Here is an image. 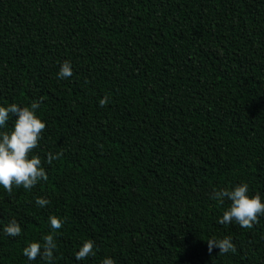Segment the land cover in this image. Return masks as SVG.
Segmentation results:
<instances>
[{
  "label": "trees",
  "instance_id": "1",
  "mask_svg": "<svg viewBox=\"0 0 264 264\" xmlns=\"http://www.w3.org/2000/svg\"><path fill=\"white\" fill-rule=\"evenodd\" d=\"M33 101L48 179L0 189V225L21 227L0 264H29L49 215L56 264H264V216L217 224L229 202L210 199L242 182L264 199V0H0V104ZM225 236L235 251L209 253Z\"/></svg>",
  "mask_w": 264,
  "mask_h": 264
},
{
  "label": "clouds",
  "instance_id": "2",
  "mask_svg": "<svg viewBox=\"0 0 264 264\" xmlns=\"http://www.w3.org/2000/svg\"><path fill=\"white\" fill-rule=\"evenodd\" d=\"M72 75V65L69 61H61L56 73L57 79H67ZM106 98L98 101V106L103 107ZM39 102L33 101L27 106L16 103L0 104V189L11 193L13 187L30 191L38 182H47V174L38 156L33 154V149L41 139V133L45 129V123L36 114ZM12 120L8 128L9 120ZM62 154L46 153L45 163L51 164L60 158ZM210 199L223 204L227 200L228 206L222 209V214L217 217L216 223L239 225L241 228H251L257 222L258 217L264 216V199L260 195L249 193V185L246 182L234 184L230 188L213 189ZM34 204L38 208H44L49 200L37 197ZM64 219L55 215L47 218L48 233L36 241H29L22 249L21 254L29 262L39 257L43 264H56L57 251L55 233L61 229ZM0 233L6 237H17L21 234V227L15 219L7 224L0 225ZM207 249L211 253L216 247L218 254L235 251L231 238L225 236L221 239H207ZM94 242L91 239H83L73 252V258L81 262L94 256ZM100 264H115L113 258L104 256Z\"/></svg>",
  "mask_w": 264,
  "mask_h": 264
}]
</instances>
